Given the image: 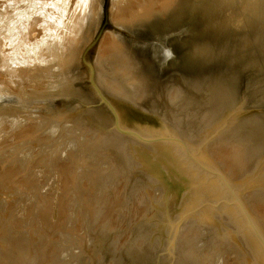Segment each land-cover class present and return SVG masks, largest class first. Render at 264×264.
<instances>
[{"label": "water", "instance_id": "1", "mask_svg": "<svg viewBox=\"0 0 264 264\" xmlns=\"http://www.w3.org/2000/svg\"><path fill=\"white\" fill-rule=\"evenodd\" d=\"M88 0L64 92L6 74L0 118L93 136L123 263L264 264V0Z\"/></svg>", "mask_w": 264, "mask_h": 264}, {"label": "rangeland", "instance_id": "2", "mask_svg": "<svg viewBox=\"0 0 264 264\" xmlns=\"http://www.w3.org/2000/svg\"><path fill=\"white\" fill-rule=\"evenodd\" d=\"M115 1L110 0L111 19L124 15L142 0H123L120 9ZM77 10L76 0H0V98L3 90L12 92L6 74L23 78L25 89L64 92L69 80L64 77L66 61L75 58L68 45L70 39L67 41L65 36L73 35L74 28L68 32L67 26ZM48 31L54 33L53 40L49 39ZM92 144V135L77 138L71 126L39 118H0V264H12L15 259L11 254L16 251V256L19 255L20 248L23 253L31 250L24 257L28 258L21 260L22 264L123 263L119 221L109 202L115 206L119 198L121 180H115L118 168H103L102 153L98 145ZM48 210L52 229L53 223H58L53 231L50 229L53 234L49 233L47 221H43ZM63 210V214L70 212L69 216L62 215ZM75 210L79 212L76 214ZM41 215L43 220L39 218ZM19 236H24L23 240ZM56 239L59 245L56 242L54 247ZM27 242L32 243L30 249L22 246ZM40 246L51 249L52 256L43 258ZM33 255L37 262H32Z\"/></svg>", "mask_w": 264, "mask_h": 264}, {"label": "bare ground", "instance_id": "3", "mask_svg": "<svg viewBox=\"0 0 264 264\" xmlns=\"http://www.w3.org/2000/svg\"><path fill=\"white\" fill-rule=\"evenodd\" d=\"M64 1H65V0H62V2H64ZM121 1H123V0H120L119 2H118L117 0L115 1V6H116L118 9H120V7H119V3H120ZM76 2H77V8H78V10L76 11V16H74L73 19H69V21H68L69 24H68V26H67V30H68V28H70V30H68V32L73 31V28H74V32H73V35H71V36H69V37H67V35H69V33L65 36V38H66L67 41L70 39V42H68V45H70V46H72V45L74 44V34H75V29L83 28V27H85L86 24H87V2H88V0H76ZM119 16H121V14H119ZM64 31H66V30H64ZM24 33H25V32H24ZM48 34H49V36H50L49 39L53 40V38H54V33H53L52 31H48ZM46 35H47V34H46ZM39 41H42V40L40 39ZM52 43H53V41H52ZM69 43H70V44H69ZM67 56H68V54H66L64 57L67 58ZM72 56H75V51H74V53H73ZM64 60H65V59H64ZM55 150H56V149H55ZM55 150H54V151H55ZM53 154H55V152H53ZM3 175H4V174H2L1 176L3 177ZM66 192H67V191H66ZM68 193H69V191H68ZM68 193H67V194L65 193V194H66V195H69ZM63 194H64V193H63ZM66 195H64V196L66 197ZM93 201H94V200H93ZM92 203H93V202H92ZM46 206H47V205H46ZM43 207H44V206H43ZM43 207L41 208V210L43 209ZM48 207L50 208V206H48ZM44 208H45V207H44ZM46 208H47V207H46ZM88 208H89V207H88ZM58 209H59L58 212H60V211H61V210H60V207H59ZM61 209H64V208L61 207ZM66 209H67V208H66ZM66 209H64V210H66ZM90 209H91V208H90ZM92 209H93V208H92ZM41 210H39V211H41ZM64 210L62 211V215L69 216L68 213H70V212L66 213V214H67V215H66V214H63V213H64ZM68 210H69V209H68ZM87 210L89 211V209H87ZM72 211H73V210H72ZM45 212H47V211H45ZM45 212H41V213L45 214ZM65 212H66V211H65ZM76 212H79V211H76V210H75L74 213H76ZM71 213L73 214V212H71ZM89 213H90V212H89ZM91 213H92V211H91ZM98 213H99V212H98ZM48 214L51 215L50 212H49V210H48V213L44 215L45 220L42 219L43 215H41V217H39V218H41L40 220H43L44 222L47 221V225L49 226V230H50V229H52V226H50V225H52V224H51L52 222H50L49 219H51V218H50L49 216H47ZM60 214H61V213H60ZM76 214H77V213H76ZM70 215H71V214H70ZM95 215H96V212H95ZM38 216H40V215H38ZM60 216H61V215H60ZM74 216H75V215H74ZM76 216H77L76 219H78L79 216H78V215H76ZM63 217H64V216H63ZM63 217H61V219H62ZM71 217H73V216L71 215ZM71 217H70V218H71ZM104 217H105V216H104ZM66 218H68V217H66ZM70 218L67 219V220H72V219H73V218H72V219H70ZM58 219H59V218H58ZM61 219H60V220H61ZM64 219H65V218H64ZM93 219H94V217H93ZM96 219H97V218H96ZM96 219H95V221H96ZM100 219H101V217H100ZM102 219H103V217H102ZM43 221H42V222L40 221V223L42 224ZM55 221H56V220H55ZM58 221H59V220H58ZM58 221H57V222H58ZM63 221H64V220H63ZM106 221H107V220H106ZM48 222H50V223L48 224ZM53 222H54V221H53ZM57 222H56V223H57ZM92 222H93V221H92ZM107 222H108V221H107ZM59 223H60V222H59ZM72 223H74V220L71 221V224H72ZM87 223H88V222H87ZM57 224H58V223H57ZM57 224H54V223H53V229H54V227H57V226H55V225H57ZM66 224H67V222H66ZM68 224H69V223H68ZM74 224H75V223H74ZM106 224H107V223H106ZM103 225L105 226V224H103ZM37 226H38V227L40 226L39 223L37 224ZM43 226H45V223H43L42 227H43ZM106 226H107V225H106ZM61 227L63 228L64 226H61ZM61 227H60V228H61ZM67 227H68V225H67ZM44 228H45V227H44ZM35 229H36V228H35ZM35 229H34V230H35ZM37 229H38V228H37ZM53 229H52V231H53ZM58 229H59V228H58ZM58 229H57V230H58ZM41 230H42V229H41ZM45 230H47V228H46ZM35 231H36V230H35ZM39 231H40V229H39ZM43 231H44V230H43ZM52 231L50 230L49 233L51 232V233L53 234ZM58 232H59V231H58ZM32 233H33V232H32ZM19 234H20V233H19ZM43 234H44V233H43ZM46 234H47V233H46ZM46 234H45V235H46ZM54 234H55V233H54ZM56 234H57V233H56ZM20 235H21V234H20ZM34 235H35V234H34ZM36 235H37V234H36ZM38 235H39V234H38ZM49 235H50V234H49ZM61 235H62V234H61ZM24 236L26 237V235H24ZM24 236H22V237H24ZM46 236H47V235H46ZM46 236H45L44 238H46ZM22 237L19 236V238H21V239H22ZM27 237L29 238V234H28ZM27 237H26V238H27ZM39 237H40V236H39ZM41 237H43V236L41 235ZM58 237H59V236H58ZM48 238H50V236H48ZM54 238H55V237H54ZM62 238H63V237H62ZM29 239H30V238H29ZM12 240H13V239H12ZM22 240H23V239H22ZM44 240H45V239H44ZM44 240H43V241H44ZM56 240H57V239H56ZM59 240H60V239H59ZM15 241H16V240H15ZM20 241H21V240H20ZM26 241H27V240H26ZM53 241H55V240H53ZM63 241H64V240H63ZM65 241H67V240L65 239ZM65 241L63 242L64 244L67 243V242H65ZM16 242H18V240H17ZM34 242H35V241H34ZM51 242H52V241H51ZM56 242H57V245H59V244H58V240H57V241H55V243L52 242V243L55 244V245L53 244L54 247L56 246ZM27 243H28V242H27ZM30 243H31V242H29L27 245H24V243H23L22 246H26L27 248H29V247H30V246H29ZM59 243H60V242H59ZM63 243H62V244H63ZM69 243H70V242H69ZM14 244H15V246H16V243H14ZM21 244H22V243H21ZM21 244H20V246H19V244H18L19 248L21 247ZM31 244H32V243H31ZM33 244H34V243H33ZM35 244H36V243H35ZM35 244H34V245H35ZM42 244H44V243L42 242ZM62 244H61V245H62ZM34 245H33V246H34ZM39 245H40V244H39ZM48 245L51 246V244H48ZM67 245H69V244H67ZM15 246H14V248H16ZM28 246H29V247H28ZM45 246H46V245H45ZM45 246H42V247L40 246V247L42 248L43 251L49 249V248L46 249ZM50 246H49V247H50ZM53 246H51V248H52ZM63 246H65V245H63ZM26 247H25V248H26ZM35 247H36V245H35ZM40 247H37V248H38L37 250H39ZM43 247H44V248H43ZM47 247H48V246H47ZM54 247H53V249H56V248H54ZM60 247H61V246H60ZM69 247H70V246H69ZM63 248H64V247H63ZM17 249H18V247H17ZM29 249H30V248H29ZM60 249H61V248H60ZM67 249H68V252H67V253H69V248L67 247V248H66V251H67ZM22 250L24 251V247L22 248ZM26 250L28 251V249H26ZM26 250H25V251H26ZM32 250H34V249H32ZM50 250H51V249H50ZM50 250L45 251V252L41 251L42 254H45L43 258H45V257L47 258V256H48V258H49L50 256H52V252H50ZM57 250H59V249H57ZM61 250H62V249H61ZM12 251H13V250H12ZM14 251H15V250H14ZM14 251H13V252H14ZM18 251H19V255L17 254V256H16V254H15L16 251H15V253L12 252L15 256H13V254H11V256H12V258L14 257L15 260L19 261V264H22V261H21V260L25 261V259L28 258V257H26L25 259H24V257H25L26 254L29 253L31 250H29V252L26 251V253H25V252L23 253V252L21 251V248H20V250L18 249L17 252H18ZM39 251H40V250H39ZM51 251H52V250H51ZM33 252H34V251H33ZM62 252H63V251H62ZM64 252H65V251H64ZM50 253H51V254H50ZM56 254H57V253H56ZM59 254H60V253H59ZM9 255H10V254H9ZM35 255H36V254H35ZM28 256H29V254H28ZM30 256H32V255H30ZM40 256H41V254H40ZM54 256H56V255H54ZM54 256H53V258H54ZM58 256H60V255H58ZM15 257H16V258L19 257V259H16ZM34 257H36V256L33 255V257H32V262H33V261H36V260H34ZM60 257H61V256H60ZM29 258L31 259V257H29ZM38 258H39V257H38ZM57 258H58V257L55 258L56 262H57V260H58ZM14 259H13V260H14ZM30 259H27V260L29 261ZM36 259H37V257H36ZM63 259H64V256H63ZM65 259H66V258H65ZM65 259H64V260H65ZM13 260H12V262H13ZM15 260H14V262L16 263L17 261H15ZM27 260H26V261H27ZM38 260H39V259H38ZM43 260H44V259H43ZM43 260H42V261H43ZM47 260L50 261V259H47ZM47 260L45 259V261H47ZM51 260H52V259H51ZM4 261H5V260H4ZM6 261H7V260H6ZM9 261H11V260H8V262H9ZM59 261H60V258H59ZM74 261H75V260H74ZM74 261H73V262H74ZM14 262H13L12 264H14ZM36 262H37V261H36ZM40 262H41V259H40ZM50 262H51V261H50ZM60 262H61V261H60ZM63 262H64V261H63ZM6 263H7V262H6ZM10 263H11V262H10ZM23 263H25V262H23ZM26 263H27V262H26ZM28 263H29V262H28ZM28 263H27V264H28ZM2 264H5V263H2ZM7 264H8V263H7ZM32 264H36V263L33 262ZM38 264H40V263H38ZM41 264H42V262H41ZM50 264H53V263L51 262ZM55 264H57V263H55ZM58 264H60V263H58ZM61 264H62V262H61ZM63 264H64V263H63ZM74 264H77V261H76V263H74Z\"/></svg>", "mask_w": 264, "mask_h": 264}]
</instances>
